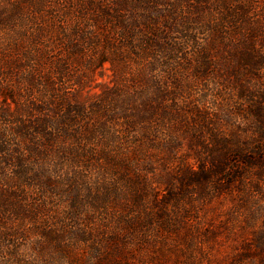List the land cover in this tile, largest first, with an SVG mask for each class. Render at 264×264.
Instances as JSON below:
<instances>
[{
  "label": "trees",
  "instance_id": "obj_1",
  "mask_svg": "<svg viewBox=\"0 0 264 264\" xmlns=\"http://www.w3.org/2000/svg\"><path fill=\"white\" fill-rule=\"evenodd\" d=\"M27 2L33 51L12 70H26L27 103L11 108L13 89L0 91L2 264L14 257L17 264H26L16 242L31 235L64 245V252L69 247L63 238L93 242L105 225L97 216L104 211L98 204L102 201L92 190L100 188L112 206L130 211L142 206L145 199L133 181L142 179L143 167L151 166L157 154L173 158L179 131H193L201 141L211 139L189 144L196 167H177L179 175L185 171L188 176L187 187L222 192L244 180L246 169H256L263 178L262 111L249 114L258 126L249 142L242 143L234 129H213L219 114L207 109L206 95L191 93L198 83L202 88L216 80L217 91L236 87L242 91L240 99H255L250 81L264 65L257 35L264 31V21L251 16L259 0H15L16 18L24 16L20 11ZM56 22L60 25L54 34L51 24ZM22 31L15 33L16 50L25 48L28 32ZM49 37L58 42L59 52L51 61L46 60L50 48L39 45ZM224 57L242 68L228 72L235 85L217 80ZM36 58L52 65L53 77L44 75ZM98 77L105 80L98 82ZM66 80L75 82L71 94L62 87ZM25 144L33 147L26 149ZM162 167L168 176L165 163ZM120 178L126 193L118 187ZM142 220L124 224L127 237L135 238L132 227L141 226ZM27 221L37 232L23 225ZM111 242L114 252L125 246Z\"/></svg>",
  "mask_w": 264,
  "mask_h": 264
},
{
  "label": "rangeland",
  "instance_id": "obj_2",
  "mask_svg": "<svg viewBox=\"0 0 264 264\" xmlns=\"http://www.w3.org/2000/svg\"><path fill=\"white\" fill-rule=\"evenodd\" d=\"M14 1L0 0V23H4V26L0 27V91L13 89L16 99L13 102L8 100L11 108L27 103L23 92L26 81L22 80L26 70L23 72L12 70L16 69L20 58L23 60L26 53L33 51L30 42L34 33L30 24L32 15L30 3L25 4L20 11L24 16L18 19L14 16L16 14ZM253 7H256V10L251 12V16L253 14L256 16L254 21H264V0H259ZM73 21L75 20L71 22ZM48 22L49 19L46 24ZM59 25L58 22L51 24L54 34ZM22 30L28 32L25 35V48L16 50L14 42L18 41L19 37L15 33ZM257 35L262 38L258 51L264 53V31L258 32ZM206 37L199 35V39ZM45 39L39 45L50 48V55L46 60H55L59 55L56 49L58 42L53 37H49L48 42ZM26 48L28 51L25 50ZM224 54L227 55L228 52ZM225 57L219 59L218 70L221 73L217 80L224 84L235 85L228 72H241L239 70L241 67L231 60H226ZM43 62L45 61L36 58V65L43 66L44 75L53 77L54 68L48 62L45 64ZM103 80L105 78H97L98 82ZM196 81L194 79L195 83ZM64 82L62 87L66 92L73 93L76 89L75 82H67V80ZM216 82L209 80L202 88L203 84L198 83L200 88L194 87L191 93L197 98L201 96L199 94L206 95L204 104L207 109L219 114L220 121L214 122L216 124L213 125V129L220 127L225 133L234 129L239 134L240 141L248 143L249 135L257 130V123L253 122L249 114L262 111L264 118V65L259 70L258 76L250 81L254 100L240 99L239 95L242 91H237L236 87L232 89L234 92H228L223 88L220 90L219 87L217 91ZM2 124L0 130L4 127ZM13 128V126L8 127L10 130ZM177 134L179 138L173 145V158L169 160L154 154L156 156L152 160L153 164L151 166L146 164L141 171L142 179L133 181L134 185L139 184L137 190L145 199L142 206L131 211L112 206L106 204V196L102 194L100 188L92 190L93 193L99 194V201H102L98 204L104 207L102 208L104 211L97 216L101 217L99 223L105 225V228H101V231L104 229L102 233L98 232L93 242L83 244L63 238L67 241L65 245L69 247L68 251L64 252V245L57 242L50 243L48 239L31 235L28 239L17 240L16 244L24 250L20 253V257L26 264H264V176L260 178L256 169H246L244 180L226 189L222 186L221 189H224L222 192L187 187L190 182L186 178L188 176H184L185 171L179 175L176 169L179 167L183 170L184 165L187 164L196 167L197 163L192 157L193 152L189 149V144H198L205 140L211 142V139L207 137L201 141L198 139L199 135L196 136L193 131H179ZM32 147L27 145L26 149ZM54 162L56 165L59 164L57 159ZM164 163L169 170L168 176L162 167ZM124 182L125 179L122 185L118 184V187L126 193ZM142 183L147 184L148 187L145 188ZM82 190L85 191V188L82 187ZM49 202L52 203L54 200L50 198ZM66 204L63 203L65 207ZM138 212L139 218L143 219L141 226L132 227L135 238L127 237L129 231L124 224L139 219L130 218ZM168 214L171 216L166 219L165 215ZM27 222L23 225H29V229L34 233L37 232L35 226L29 224L32 222ZM6 228L12 230L15 227L7 225ZM114 240L121 241L125 245L122 250L114 252L111 242ZM33 245H41L42 249L33 251L31 250ZM18 259L14 257L8 262L17 264ZM3 262L0 259V264Z\"/></svg>",
  "mask_w": 264,
  "mask_h": 264
}]
</instances>
